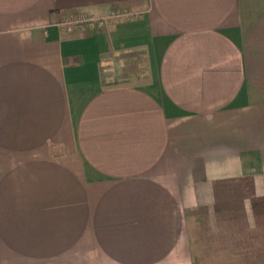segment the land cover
I'll return each mask as SVG.
<instances>
[{
  "label": "crops",
  "instance_id": "crops-1",
  "mask_svg": "<svg viewBox=\"0 0 264 264\" xmlns=\"http://www.w3.org/2000/svg\"><path fill=\"white\" fill-rule=\"evenodd\" d=\"M260 179L264 0H0V264L217 259L200 196Z\"/></svg>",
  "mask_w": 264,
  "mask_h": 264
},
{
  "label": "rangeland",
  "instance_id": "rangeland-1",
  "mask_svg": "<svg viewBox=\"0 0 264 264\" xmlns=\"http://www.w3.org/2000/svg\"><path fill=\"white\" fill-rule=\"evenodd\" d=\"M136 55L138 58L133 57L119 66L104 65L105 84L144 80L146 76H140L139 69L144 71L145 59L139 52ZM200 204L196 224L205 226V232L199 238L202 242L210 241L211 248L216 247L213 257L217 259L204 260L206 264H264V179L248 186L235 181L211 184L209 191L200 196ZM243 211L247 213L245 218ZM233 226L242 228V233L218 232Z\"/></svg>",
  "mask_w": 264,
  "mask_h": 264
},
{
  "label": "built area",
  "instance_id": "built-area-1",
  "mask_svg": "<svg viewBox=\"0 0 264 264\" xmlns=\"http://www.w3.org/2000/svg\"><path fill=\"white\" fill-rule=\"evenodd\" d=\"M53 14L57 15L56 25L66 32L101 28L104 22L103 18L87 15L81 11L67 12L61 16H58L56 12Z\"/></svg>",
  "mask_w": 264,
  "mask_h": 264
}]
</instances>
